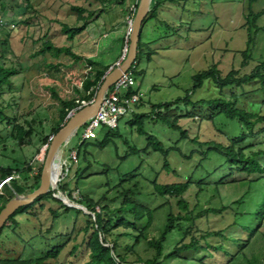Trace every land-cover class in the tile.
I'll return each mask as SVG.
<instances>
[{
	"label": "rangeland",
	"instance_id": "374dc122",
	"mask_svg": "<svg viewBox=\"0 0 264 264\" xmlns=\"http://www.w3.org/2000/svg\"><path fill=\"white\" fill-rule=\"evenodd\" d=\"M137 2L0 0V65L15 73L9 79V85L0 89V109L3 112L0 117V169L23 171L26 166H30V180L38 173L45 154L44 139L52 137L51 130L60 114V102H81V107L85 104L81 101L86 96L82 81L86 77H93V68L86 60L107 67V72L122 62L128 49L127 21ZM72 8L83 10L81 16L86 19V27L71 41L61 31V25L73 28L84 24L83 21H77L78 13ZM262 11L264 0H188L184 7L163 6L159 15L163 24L152 22L143 29V56L135 65L134 74L130 75L131 89L139 93L141 98L140 103L134 107V114H150L154 106L172 104L186 97L192 88L193 77L212 66L216 67L221 76L231 70L243 75L248 74L258 63L264 62ZM44 43L69 49L83 60L74 62L72 57L64 53L55 57L53 51L38 55ZM148 50L152 52L150 59L147 56ZM242 52H246V61L242 58ZM255 89L257 85L252 84L245 92ZM232 95L239 97L241 90L231 88L220 91L207 80L199 90L187 94V98L193 103L217 98L227 100ZM239 100L241 106L249 110L260 103L261 96L258 93L248 94ZM186 112H190L191 119L184 118ZM261 113L264 115V107ZM208 114L206 108L198 107L192 111L190 108L179 107L176 116L178 124L187 132L186 140H181L179 134L172 133L159 123L150 120L143 123L142 128L146 134L154 136L164 149L173 150L168 153L167 160L171 170L178 176L162 171V156L146 149V136L137 134L136 127L128 125L133 114L119 119L117 128L112 130L115 136H110L109 143L103 149L99 146L109 129L103 128L96 132L95 139L83 142L81 128L62 150V171L58 187L67 185L71 200L82 202L88 198L97 204V211L104 205H111L112 208L116 206L112 199L117 193L107 192L119 183L124 188L141 189L143 196L131 200L149 210L167 203L162 210L154 213L152 225L147 232L148 238L159 236L168 208L173 214L178 212L175 201L166 202L150 195L153 180L159 184L180 182L186 172L195 168L198 172L196 182L201 189L197 188L199 191L194 195L195 189L191 188L184 195L189 210L195 204L197 209L194 214L201 209L219 211L230 207L244 194V181H252L258 175L242 174L229 166L222 168L216 159L209 156L203 159L200 156L204 148L191 143L193 138L196 137L199 143H225L226 139L238 133L235 123L222 118L213 122L198 121L207 118ZM253 143L258 145L251 150L264 149V141L261 139L256 138ZM130 147H135L139 153L127 157ZM72 154L77 155L75 160H71ZM260 162L264 164V159H260ZM218 182L222 184L214 191L213 186ZM103 195L106 201H102ZM9 199L8 192L1 190L0 206H5ZM251 199L258 200L256 192ZM69 202L74 208L85 211L83 206ZM40 205L42 208L36 206L29 214L16 217L19 227L8 239L3 240L2 256L13 254L28 259L44 258L48 251L60 246L59 256L46 260V264H87L88 252L83 245L89 234L84 231L85 219L80 215L64 214L56 204L42 201ZM231 222L227 211H222L210 217L207 222L201 221L198 227L201 232L196 236L199 237L204 230L223 231L226 237L242 239L243 249L238 257L235 255L240 251L236 244L220 237L209 240L211 245L223 244L226 252L237 259L230 263L229 256L217 252L213 254L209 248L205 253L213 254V257L188 254L186 258L192 260V264L197 263L195 260L202 264H248L252 261L264 264V220L255 226V234L249 239L241 235L238 228H231ZM122 232L121 228L109 230L107 240H113ZM133 241L132 237L118 238L126 262L134 263L137 258L147 260L153 257L154 252L143 240L134 247V253L124 248L131 246ZM186 241L180 235H171L163 254ZM75 245L81 248L72 254L71 249ZM168 264L185 263L170 261Z\"/></svg>",
	"mask_w": 264,
	"mask_h": 264
},
{
	"label": "trees",
	"instance_id": "16d2710c",
	"mask_svg": "<svg viewBox=\"0 0 264 264\" xmlns=\"http://www.w3.org/2000/svg\"><path fill=\"white\" fill-rule=\"evenodd\" d=\"M17 1V0H11ZM188 0H152L150 5V11L146 18L142 22L140 37L137 44L136 59L134 64L129 70L130 74H134L135 65H137L142 56L144 43L142 42V33L144 27L152 22L162 23L159 19L160 10L168 5H182L184 7ZM138 3V2H137ZM137 3L135 4L134 10L137 8ZM28 7V3H26ZM73 11L78 13L77 21H83L84 24L80 27H68L67 25H61V31L67 36L69 40H73L75 36L81 34L86 27V19H83L81 14L83 10L79 8H72ZM262 11L261 13H263ZM260 14L254 16V19L259 17ZM165 24V23H164ZM127 44H129L127 38ZM46 51H53L55 57L66 54L74 60V62H80L83 60L81 56L74 55L69 49L56 48L52 44L44 43L42 48L38 52V55L44 54ZM242 58L246 61L248 58L246 52H242ZM148 59L152 56V52L148 50ZM86 63L93 68V77H86L82 81V89L86 93V96L81 100L85 104L91 102L94 95L102 82V78L106 74L108 68L103 67L100 64L92 61H87ZM13 70H7L0 65V89L3 86L9 85V79L14 76ZM209 80L217 89L220 91L225 89H239L241 90V95L239 97L233 96L225 100L222 98L211 99V100H200L198 102H190L187 98V94L194 93L202 87L203 82ZM256 84L257 89L249 90L250 85ZM258 93L261 96V101L258 105H253L249 110L244 109L240 104V97L248 94ZM136 94L131 88L125 93L126 97ZM60 114L58 122L51 130V136H54L62 125L66 122V117L70 112H75L80 108L81 102L66 101L60 102ZM190 108V110H195L196 108H206L209 111L207 118L199 119L200 122L210 121L213 122L218 118H222L231 123H235L238 126V133L231 136L225 140V143H218L215 141L199 143L197 138H193L191 143L199 145L201 150L199 153L203 159L209 156L210 158L216 159V163L220 167L229 166L230 169H235L236 171L246 174V175H258L256 179L250 181H244L246 186L244 194L234 202L230 207L222 208L223 210L215 211L213 209L200 210L197 214H194V210L197 209L196 204L189 210V205L184 199V195L191 189H195V194L201 189L196 182V174L198 173L195 168L182 177L180 182L171 184H159L155 183L154 180L151 182V194L155 195L160 199H164L166 202L175 201V207L177 213H171V209H167V214L164 217V222L161 226L160 234L157 238H148L147 232L149 231L153 219L154 213L163 209L165 204L159 207L149 210L144 206L137 204L131 199L133 197L143 196L140 191L135 189L124 188L123 184L119 183L113 186L107 194L112 191L117 193L116 197L112 199V203H115V207L104 205L98 211L95 210L97 204L92 203L88 198L84 199L82 202L79 200H71L70 192L68 191L67 185H60L57 189L72 203L83 206L85 211L89 212L87 214L85 211L70 208L63 205L59 200L53 197L56 191L49 192L47 195L38 198L33 204L21 208L16 213L9 218L6 225L0 231V264H46V260L56 259L60 252L61 247L55 246L50 251H48L44 258L28 259L23 258L21 255L14 256L13 254L8 257H3L1 250L3 247V240L8 239L12 234H14L19 227V222L16 217L24 216L29 214L36 206L42 208L40 202H48L52 204L59 205L63 210L64 214H75L80 215L85 219L86 226L84 228L85 233L89 234L88 239L84 242L83 246H86L88 252V262L87 264H168L170 261H176L185 264H192V260L186 257L190 254L203 257H213L215 252L223 254L230 257V263L237 259L243 249V240L234 237H226L223 231L209 232L207 230L202 231L200 236L196 235L201 232L198 227L201 221L207 222L210 217L217 215L222 211H227L230 215L232 222L231 228H238L241 235H246L249 239L255 234V226H258L264 220V164L260 162V159H264V149L258 148L255 151L253 146L256 138L264 141V115L261 113L264 107V62L258 63L248 74L240 75L237 71L231 70L225 76H221L220 72L215 66L210 67L205 71L197 73L193 77L192 88L186 93V97L182 99H177L172 104H160L154 106L150 114H133L132 120L128 122L130 127L135 126L136 133L139 135L146 136V149H151L154 152L160 154L163 158L162 171L165 173H174L168 164V153L173 151L172 149H164L162 145L157 141V139L146 134L142 128L145 120H150L155 123H159L172 133H177L180 135L181 140L188 139L187 132L179 124L176 113L179 111V107ZM2 110L0 109V117L3 116ZM190 112H186L184 118L191 119ZM115 130V129H114ZM22 132V131H20ZM113 131L110 130L105 134L104 140L99 146L103 149L110 141V136H115L112 134ZM50 138L44 139V145L48 146ZM85 142V141H83ZM145 149V151H146ZM247 150V152L245 151ZM139 151L135 147H130L126 156L131 157L138 154ZM77 156V155H76ZM199 156V155H197ZM42 166L38 170V173L32 177L30 180L28 175L30 174L32 168L26 166L23 171H12L10 169H0V182L5 178L10 177L13 173L17 174L18 180H12L9 184L2 185L1 190L8 192L10 198L13 197V193L24 194L35 190L38 187L40 173ZM21 174L22 177H21ZM178 176V175H177ZM20 181V182H18ZM222 183H215L213 190L217 191L218 186ZM256 185V186H254ZM198 188V189H197ZM202 191V190H201ZM257 193L258 200L253 201L251 198L253 193ZM147 197V195H145ZM102 201H106L105 196L101 197ZM10 200V199H9ZM8 202V201H7ZM4 205L0 206V210ZM121 228L123 230L120 236H116L113 240L108 241L107 237L110 235L109 230ZM49 231V230H48ZM180 235L182 238L187 239L185 243H180L175 246L171 252L163 254L164 247L168 243L171 235ZM132 237L134 241L131 246H125V249L133 251L134 247L139 245V241L143 240L146 246L154 252L153 257L147 260L136 259L134 263L126 262V256L121 254V244H118V238ZM222 238L223 240H228L239 247L240 252H238L234 258V255H230L226 252L223 244L211 245L209 244L210 239ZM81 245V244H80ZM75 245L71 249V253H76L81 246ZM211 249L213 254L206 255V249ZM134 253V251H133ZM189 254V255H188ZM205 254V255H204ZM197 263L202 264L198 260ZM204 261V260H201ZM248 264H257L256 262H248Z\"/></svg>",
	"mask_w": 264,
	"mask_h": 264
},
{
	"label": "water",
	"instance_id": "95a60500",
	"mask_svg": "<svg viewBox=\"0 0 264 264\" xmlns=\"http://www.w3.org/2000/svg\"><path fill=\"white\" fill-rule=\"evenodd\" d=\"M151 1L152 0H138L132 22V32L128 36V49L126 54L123 55L122 62L106 72L93 100L82 108L76 110L65 124L60 127L57 133L49 139L48 146L46 148L44 147L45 154L38 187L35 190L24 194L13 193V197L0 210V231L16 211L33 204L38 198L47 195L49 192L56 191V194L53 195L55 199L59 200L67 207L74 208L63 194L57 191V183L59 182V179L55 176L54 166L58 163V155L62 153V150L67 146L71 138H73L77 132L95 116L104 96L111 86L127 73L134 64L142 22L150 11Z\"/></svg>",
	"mask_w": 264,
	"mask_h": 264
},
{
	"label": "built area",
	"instance_id": "2783aa9c",
	"mask_svg": "<svg viewBox=\"0 0 264 264\" xmlns=\"http://www.w3.org/2000/svg\"><path fill=\"white\" fill-rule=\"evenodd\" d=\"M135 10L132 12L131 17L127 21L126 40L132 32V22ZM129 71L119 78L109 89L103 98V101L93 118H91L82 128L83 133L81 136L82 141L93 140L97 137L96 132L106 128L114 130L117 128V123L122 116L132 115L135 112L134 107L140 103V94L136 93L130 97H126L125 93L131 88L132 80ZM87 104H84L85 106ZM82 106V107H83ZM80 107V108H82ZM74 114L70 112L66 121ZM47 145L45 146V148ZM44 148V149H45ZM76 155L72 154L71 160H75ZM19 179L18 175H11L0 182V191L2 185L9 184L10 181Z\"/></svg>",
	"mask_w": 264,
	"mask_h": 264
},
{
	"label": "bare ground",
	"instance_id": "6f19581e",
	"mask_svg": "<svg viewBox=\"0 0 264 264\" xmlns=\"http://www.w3.org/2000/svg\"><path fill=\"white\" fill-rule=\"evenodd\" d=\"M61 154L62 153H60L59 155H58V163H56L55 164V166H54V169H55V176L59 179L60 178V175H61ZM43 156V155H42ZM63 166V165H62ZM58 185V184H57Z\"/></svg>",
	"mask_w": 264,
	"mask_h": 264
}]
</instances>
